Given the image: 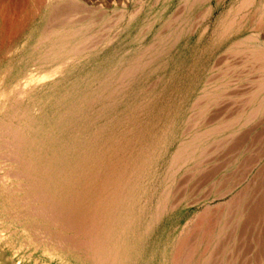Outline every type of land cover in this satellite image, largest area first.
I'll use <instances>...</instances> for the list:
<instances>
[{
	"label": "rangeland",
	"instance_id": "1",
	"mask_svg": "<svg viewBox=\"0 0 264 264\" xmlns=\"http://www.w3.org/2000/svg\"><path fill=\"white\" fill-rule=\"evenodd\" d=\"M25 4L7 7L0 56V264H100L102 251L123 245L115 264H186L213 228L220 235L204 264H264V59L254 58L264 54V0ZM52 32L65 34L72 54L55 60L62 72L17 97ZM79 183L89 209L102 202V215L113 211L101 215L112 228L77 233L56 219ZM122 215L128 234L116 224Z\"/></svg>",
	"mask_w": 264,
	"mask_h": 264
},
{
	"label": "bare ground",
	"instance_id": "2",
	"mask_svg": "<svg viewBox=\"0 0 264 264\" xmlns=\"http://www.w3.org/2000/svg\"><path fill=\"white\" fill-rule=\"evenodd\" d=\"M29 1H31V0H0V56H2V55H4V53H6V45H7V43H5L4 44V39L5 40H7V38H8V36H9V34H8V32H7V37H5V31L7 30L6 28H5V23H7V20L10 18V17H7V13H6V11H7V7H27L26 6V4L25 3H29ZM56 1H58V0H46V4L44 5V4H42V5H44L43 7H46V9H48V10H50L51 9V7H54V3L56 2ZM33 2V1H32ZM34 4V3H33ZM28 5V4H27ZM243 5V4H242ZM31 6V5H30ZM34 6V5H33ZM34 7H36V6H34ZM53 9V8H52ZM12 15V14H11ZM27 15V14H26ZM29 15H31V14H29ZM236 17V16H235ZM25 18V17H24ZM11 21H12V19H11ZM17 21V20H16ZM234 21V20H233ZM15 22V21H14ZM9 23V22H8ZM17 24H18V21L16 22ZM21 23V22H20ZM23 24V23H22ZM10 25H12V24H10ZM14 25V24H13ZM21 25V24H20ZM8 26V25H7ZM15 26H16V24H15ZM228 26V25H227ZM231 25H229V27H230ZM233 26V25H232ZM11 28V27H10ZM18 28V27H17ZM23 28V27H22ZM63 28V27H62ZM79 28V27H78ZM14 29V28H13ZM24 29V28H23ZM80 29V28H79ZM11 30V29H10ZM22 30V29H21ZM69 30V29H68ZM76 30V29H75ZM12 31V30H11ZM16 31V30H15ZM18 31H20L19 29H18ZM64 31H66V30H64ZM73 32H75V31H73ZM226 32V31H225ZM9 33H10V31H9ZM19 33V32H18ZM42 33V32H41ZM52 33H54V32H52ZM52 33H50V36H47L46 38L48 39V41H50V43L49 44H47L45 41H43L44 43H43V45L45 46V49H41V51H39V53H40V55H39V61H37V65L35 66V68H34V70H30V73L28 74V75H26L27 77L25 78V77H23L22 79H20L19 81H21V82H19L18 81V83L16 84V89H17V91H16V96L18 97V94L21 96L23 93H25V92H23V91H26V89H27V87L28 86H30V85H33L34 83H36V82H39L40 80V82H42V81H49L50 79H52L53 77H54V74H57V72L59 71V69H60V67H58V66H56L57 64H61V62L60 63H57V62H59V61H57V59H59L58 57H59V55L60 54H62L63 52H65V53H67V52H70L71 53V51L72 50H70V46H69V43H70V40L69 39H67V38H65L64 39V35L60 32V33H54V34H52ZM66 33V32H65ZM68 33H70V32H68ZM76 33V32H75ZM77 33H79V32H77ZM86 33V32H85ZM52 34V35H51ZM224 34V33H223ZM11 35H13V33L11 34ZM18 35V34H17ZM49 35V34H48ZM74 35V34H73ZM77 35V34H76ZM14 37L16 36V35H13ZM68 36H70V34H68L67 35V37ZM84 37V36H83ZM223 37V36H222ZM16 38V37H15ZM45 38V37H44ZM46 38L44 39V40H46ZM11 39H14V38H12L11 37ZM78 39V38H77ZM86 40V39H85ZM244 40V39H243ZM241 41V40H240ZM258 41V40H257ZM73 42V41H72ZM86 42V41H85ZM240 43V42H239ZM241 43H242V41H241ZM33 44V43H32ZM38 44V43H37ZM40 44V43H39ZM72 44V43H71ZM79 44V43H78ZM42 45V44H41ZM73 45H74V43H73ZM84 45V44H83ZM90 46V45H89ZM42 47V46H41ZM40 47V48H41ZM76 47V46H75ZM85 48H87L86 46H84ZM261 47V46H260ZM80 48V47H79ZM84 48V49H85ZM89 48V47H88ZM30 49V48H29ZM38 49V48H37ZM76 49H77V47H76ZM39 50V49H38ZM74 50V49H73ZM253 50V49H252ZM10 51L11 50H9V53H10ZM35 51V50H34ZM37 51V50H36ZM80 51V50H79ZM259 51H260V49H259ZM76 52V51H75ZM74 52V53H75ZM28 53V52H27ZM32 53V52H31ZM38 53V52H37ZM69 53V54H70ZM7 54H8V52H7ZM72 54V53H71ZM29 55V54H28ZM34 55V54H33ZM74 55V54H73ZM240 55V54H239ZM256 56L254 57V58H256V59H264V54H258L257 52H256V54H255ZM36 56V55H35ZM64 56V55H63ZM62 56V57H63ZM62 57H60V58H62ZM251 59V58H250ZM55 60L57 61V62H55ZM67 61V60H66ZM66 61H64V63L66 62ZM264 61V60H263ZM134 62V61H133ZM246 62V61H245ZM136 64V63H135ZM244 64V63H243ZM260 64V63H259ZM33 65V64H32ZM257 66V65H256ZM32 68H33V66H31ZM57 67V68H56ZM261 67V66H260ZM261 69V68H260ZM36 71H41V72H39V74H38V76L36 77V76H34L35 74H34V72L36 73ZM60 71H61V69H60ZM62 72V71H61ZM34 74V75H33ZM41 74H42V76H41ZM261 74V73H260ZM226 76V75H225ZM75 81V80H74ZM111 81V80H110ZM218 81V80H217ZM260 81V80H259ZM263 81V80H262ZM34 82V83H33ZM55 82V81H54ZM72 82V81H71ZM70 82V83H71ZM105 82V81H104ZM216 82V81H215ZM225 83V82H224ZM52 84H53V82H52ZM56 84V82L54 83V85ZM207 85H209L208 83H206ZM53 85V86H54ZM66 85V84H65ZM76 85V84H75ZM213 85H215V84H213ZM14 86V85H13ZM52 86V87H53ZM56 86V85H55ZM226 86V85H225ZM78 87V86H77ZM80 87V86H79ZM204 87H206V86H204ZM210 87V86H209ZM257 87V86H256ZM264 87V86H263ZM54 88V87H53ZM62 88V87H61ZM81 88V87H80ZM202 88V87H201ZM207 88V87H206ZM13 89V88H12ZM63 89V88H62ZM71 89H73V88H71ZM76 89V88H75ZM79 89V88H78ZM216 89V88H215ZM227 89V88H226ZM258 89V88H257ZM261 89V88H260ZM35 90V89H34ZM53 90H55V89H53ZM203 90H205V88L204 89H202V91ZM209 90V89H208ZM259 90V89H258ZM12 91V90H11ZM77 91V90H76ZM75 91V92H76ZM64 92V91H63ZM93 92V91H92ZM207 92V91H206ZM209 92V91H208ZM254 92H255V90H254ZM5 93V92H4ZM18 93V94H17ZM30 93H31V90H30ZM29 93V94H30ZM210 93H212V92H210ZM11 94V93H10ZM9 94V95H10ZM28 94V95H29ZM86 94V93H85ZM254 94L255 93H253V96H254ZM13 95H15V94H13ZM56 95V94H55ZM54 95V96H55ZM63 95V94H62ZM67 95V94H66ZM91 95V94H90ZM245 95V94H244ZM4 96V94L2 95H0V101H3L4 100V98H5V96H4V98H2ZM7 96V95H6ZM23 96V95H22ZM72 96V95H71ZM82 96V95H81ZM85 96V95H84ZM83 96V97H84ZM201 96V95H200ZM202 96H205V95H202ZM207 96V95H206ZM212 96V95H211ZM214 96V95H213ZM249 96V95H248ZM257 96V95H256ZM15 97V96H14ZM16 97V98H17ZM25 97V96H24ZM59 97V96H58ZM57 97V95L55 96V97H53V98H58ZM62 97V96H61ZM76 97V96H75ZM209 97V96H208ZM215 97V96H214ZM53 98H51V99H53ZM257 97H255V99H256ZM259 98V97H258ZM257 98V99H258ZM13 99V98H12ZM15 99V98H14ZM55 99V100H56ZM59 99V98H58ZM74 99H76V98H74ZM84 99V98H83ZM254 99V98H253ZM262 99V98H261ZM260 99V100H261ZM7 100V99H6ZM55 100H53V101H55ZM67 100V99H66ZM73 100V99H72ZM81 100V99H80ZM86 100V99H85ZM11 101V100H10ZM14 101V100H13ZM15 101H17V99L15 100ZM14 101V102H15ZM57 101V100H56ZM61 101V100H60ZM91 101V100H90ZM213 101V100H212ZM18 102V101H17ZM82 102V101H81ZM260 102V101H259ZM262 102H264V101H262ZM1 103H3V102H1ZM10 103H12V102H10ZM70 103V102H69ZM77 103V102H76ZM75 103V104H76ZM260 104V103H259ZM258 104V105H259ZM3 105V104H2ZM1 104H0V109H1V106H2ZM63 105V104H62ZM61 105V106H62ZM68 105V104H67ZM66 105V106H67ZM254 105V104H253ZM11 106V105H10ZM60 107V106H59ZM75 108V107H74ZM77 108V107H76ZM9 109V108H8ZM59 109V108H58ZM79 109V108H78ZM63 110V109H62ZM61 110V111H62ZM263 110V109H262ZM62 112H64V111H62ZM241 112V111H240ZM13 113V112H12ZM257 113V112H256ZM9 114V113H8ZM23 114V113H22ZM26 114V113H25ZM63 114V113H62ZM78 114V113H77ZM10 115V114H9ZM59 115H60V113H59ZM63 115H65V114H63ZM63 115H62V117H63ZM20 116V115H19ZM66 116V115H65ZM71 116V115H70ZM20 118V117H19ZM26 118V117H25ZM63 118H65V117H63ZM54 120H55V118H53ZM61 119V118H60ZM65 120V119H64ZM10 121V120H9ZM39 121V120H38ZM67 121V120H66ZM39 123H41V122H39ZM66 123H68V121L66 122ZM65 123V124H66ZM4 124H5V122H4ZM43 124V123H42ZM49 124V123H48ZM58 124V123H57ZM11 125V124H10ZM20 125V124H19ZM41 125V124H40ZM40 125L39 126H37V127H40ZM64 125V124H63ZM62 125V126H63ZM217 125V124H216ZM3 126V125H2ZM28 126V125H27ZM26 126V127H27ZM35 126V125H34ZM46 126H48V125H46ZM1 127V126H0ZM9 127V126H8ZM30 127V126H29ZM11 128V127H10ZM45 128V127H44ZM47 128V127H46ZM50 128V127H49ZM192 128V127H191ZM9 129V128H8ZM16 129H17V127H16ZM15 129V130H16ZM21 129V128H20ZM40 129V128H39ZM43 129V128H42ZM59 129V128H58ZM30 130V129H29ZM32 130H34V127H33V129ZM46 130V129H45ZM223 130V129H222ZM10 131V130H9ZM22 131V130H21ZM28 131V130H27ZM50 131V130H49ZM219 131V130H218ZM201 132V131H200ZM8 133H10V132H8ZM42 133H45L44 131L42 132ZM41 133V131H40V133L38 134V135H40V134H42ZM50 133V132H49ZM49 133H48V136H49ZM18 134V133H17ZM23 134V133H22ZM198 134V133H197ZM200 134V133H199ZM210 134V133H209ZM3 135V134H2ZM25 135H27V134H25ZM32 135V134H31ZM196 135V134H195ZM15 136H17V135H15ZM20 136H21V133H20ZM33 136V135H32ZM46 136H47V131H46ZM198 136V135H197ZM30 137V136H29ZM45 137V136H44ZM13 138V137H12ZM36 138H38V137H36ZM40 138H42L41 137V135H40V137H39V139ZM48 138V137H47ZM50 138V137H49ZM195 138V137H194ZM201 138H202V136H201ZM19 140H20V137L18 138ZM38 139V140H39ZM45 139V138H44ZM44 139L42 140V139H40V142H41V140L42 141H44ZM7 140V139H6ZM29 140V139H28ZM47 140V139H46ZM202 140V139H201ZM4 141H5V139H4ZM11 141V140H10ZM34 141V140H33ZM33 141H31L33 144H34V142ZM13 142V141H12ZM25 142V141H24ZM24 142H21L22 144L21 145H23V143ZM37 143V140H36V145H38V144H41V143ZM48 142H49V140H48ZM14 143L16 144V146H18V145H20V144H18L17 142H15L14 141ZM26 143H27V141H26ZM32 143L30 144V146L32 147ZM204 143V142H203ZM45 144H47L48 145V143H44V145ZM28 145V144H27ZM44 146V148H47L48 146ZM183 145V144H182ZM188 145V144H187ZM13 146V145H12ZM39 146V145H38ZM42 146V145H41ZM103 146V145H102ZM189 146V145H188ZM21 147V146H20ZM24 147H25V145H24ZM27 147H29V146H27ZM191 147V146H190ZM197 147V146H196ZM182 148H184V147H182ZM189 148V147H188ZM187 148V149H188ZM201 148V147H200ZM18 149V148H17ZM31 149V148H30ZM107 149V148H106ZM186 149V148H185ZM190 149V148H189ZM192 149H193V146H192ZM9 150V149H8ZM14 150V149H13ZM16 150V149H15ZM26 150H28V148H26ZM36 150V149H35ZM43 150V149H42ZM196 149H194V151H195ZM19 151V150H18ZM28 151H30V150H28ZM32 151H34L33 149H32ZM105 151H107V150H105ZM179 151V150H178ZM177 151V152H178ZM190 151V150H189ZM41 152V151H40ZM200 152V151H199ZM6 153V152H5ZM33 153V152H32ZM37 153V152H36ZM64 153V152H63ZM99 153V152H98ZM182 153V152H181ZM7 154H10V153H7ZM30 154V153H29ZM46 154V153H45ZM188 154V153H187ZM200 154V153H199ZM14 155H15V151H14ZM16 155H18V152H17V154ZM85 155V154H84ZM110 155V154H109ZM181 155V154H180ZM201 155V154H200ZM31 156V155H30ZM35 156V155H34ZM50 156V155H49ZM48 156V157H49ZM104 156V155H103ZM192 156V155H191ZM7 157V156H6ZM24 157V156H23ZM39 157H41V156H39ZM94 157V156H93ZM97 157V156H96ZM180 157V156H179ZM193 157V156H192ZM198 157V156H197ZM201 157V156H200ZM17 158V157H16ZM79 158H81V157H79ZM83 158V157H82ZM181 158V157H180ZM179 158V159H180ZM186 158V157H185ZM184 158V159H185ZM57 159V158H56ZM101 159V158H100ZM174 159H175V156H174ZM187 159V158H186ZM190 159V158H189ZM24 160V159H23ZM47 160V159H46ZM87 160V159H86ZM94 160V159H93ZM107 160V159H106ZM119 160V159H118ZM178 160V159H177ZM183 160V159H182ZM190 160H192V159H190ZM7 161V160H6ZM40 161V160H39ZM95 161V160H94ZM105 161V160H104ZM180 161V160H179ZM183 161H185V160H183ZM9 162V161H8ZM47 162V161H46ZM181 162V161H180ZM17 163V162H16ZM29 163V162H28ZM49 163V162H48ZM47 163V164H48ZM82 163V162H81ZM189 163H190V161H189ZM3 164H4V162H3ZM6 164V163H5ZM13 164V163H12ZM43 164V163H42ZM111 164V163H110ZM23 165V164H22ZM27 166H28V164H26ZM59 165V164H58ZM81 165V164H80ZM117 165V164H116ZM182 165V164H181ZM185 164H183V166H184ZM9 166V165H8ZM34 166V165H33ZM39 166H40V164H39ZM56 166V165H55ZM82 166V165H81ZM141 167V166H140ZM171 167V166H170ZM1 168V167H0ZM4 168H6V170H8V168H7V166H5ZM45 168V167H44ZM48 168H50V167H48ZM47 168V169H48ZM173 168V167H172ZM178 168V167H177ZM24 169V168H23ZM84 169V168H83ZM41 171H42V169H40ZM39 170V171H40ZM173 170V169H172ZM1 171V170H0ZM9 171V170H8ZM40 171V172H41ZM68 171V170H67ZM73 171V170H72ZM80 171V170H79ZM86 171V170H85ZM84 171V172H85ZM106 171H107V169H106ZM111 171V170H110ZM132 171V170H131ZM170 171V170H169ZM178 171V170H177ZM20 172V171H19ZM48 172V171H47ZM50 172V171H49ZM55 172V171H54ZM103 172V171H102ZM113 172V171H112ZM23 173V172H22ZM26 173V172H25ZM33 173V172H32ZM35 173V172H34ZM73 173V172H72ZM86 173V172H85ZM109 173H111V172H109ZM117 173H119V172H117ZM17 174V173H16ZM16 174H15V176H16ZM27 174V173H26ZM44 174V173H43ZM49 174V173H48ZM76 174V173H75ZM75 174H73V176L75 175ZM108 174V173H107ZM6 175V174H5ZM10 175H11V173H10ZM30 175V174H29ZM53 175V174H52ZM78 175V174H77ZM8 176V175H7ZM38 176V175H37ZM53 176H55V175H53ZM57 176V175H56ZM71 176V175H70ZM88 176V175H87ZM90 176V175H89ZM94 178L93 179H95V176L94 175H92ZM106 176V175H105ZM12 177H13V175H12ZM31 177V176H30ZM48 177V176H47ZM75 177V176H74ZM74 177H73V179H74ZM107 177H109V176H107ZM120 177V176H119ZM34 178V177H33ZM50 178V177H49ZM58 178V177H57ZM70 178V177H69ZM82 178V177H81ZM105 178V177H104ZM126 178H127V176H126ZM132 178V177H131ZM20 179V178H19ZM30 179V178H29ZM35 179V178H34ZM37 179V178H36ZM52 179V178H51ZM62 179V178H61ZM68 179V178H67ZM88 179V178H87ZM119 179V178H118ZM122 179V178H121ZM121 179H120V181H121ZM3 180V179H2ZM1 180V181H2ZM79 180V179H78ZM108 180H109V178H108ZM108 180L106 181V183L108 184L109 182H108ZM116 180V179H115ZM0 181V182H1ZM4 181V180H3ZM7 181H8V178H7ZM10 181V180H9ZM48 181H49V179H48ZM83 181V180H82ZM99 181V180H98ZM113 181V180H112ZM117 181V180H116ZM126 181V180H125ZM25 182V181H24ZM38 182H41V180L39 181L38 180ZM57 182V181H56ZM97 182V181H96ZM100 182V181H99ZM98 182V183H99ZM105 182V181H104ZM16 183V182H15ZM60 183V182H59ZM68 183V182H67ZM103 183V182H102ZM7 184V183H6ZM48 184V183H47ZM81 183H79V185H80ZM86 184V183H85ZM87 184H88V182H87ZM93 184V183H92ZM10 185V184H9ZM19 185H21V184H18V186ZM35 185V184H34ZM71 185V184H70ZM79 185L77 184V187L78 188H80L79 187ZM82 185H83V183L81 184V190H79V191H77L76 192V188L75 189H73V190H75V193L77 194V197L75 198V200H74V198H73V200H72V204H68V206L67 207H65L66 205L65 204H62V205H65L64 207L65 208H62V207H59V206H55V211H56V219L57 220H59V221H63L64 222V224H66V227H64L63 226V229L64 228H66V229H68V231L69 230H72V231H75V232H77V233H81V232H84L86 229H90L91 228V230H94V231H96V230H103L102 228L104 227V231H105V228H109L110 227V224H114V222H112V223H108V222H111L110 221V217H109V221L107 222L106 220L105 221H103V223H102V218H101V215H102V213H100L101 211H103L100 207H102L103 206V203L101 202L102 201V199H101V201H99V202H101L99 205H98V207L97 208H91V206H90V209L87 207L88 206V204L86 205V203H85V200L82 198V197H80V195L82 194V196H83V194L84 195H86L84 192H86V193H88L87 192V187L86 188H84L83 189V187H82ZM99 185H101V184H99ZM104 185V184H103ZM102 185V186H103ZM109 185H111V184H109ZM118 185H120V182H118ZM115 182L114 183H112V186H113V188H115V187H117L118 186ZM4 186V185H3ZM36 186V185H35ZM87 186V185H86ZM111 186V187H112ZM121 186H122V184H121ZM129 186V185H128ZM8 187V186H7ZM13 187V186H12ZM11 187V188H12ZM30 187V186H29ZM75 187V186H74ZM84 187H85V185H84ZM88 187H89V185H88ZM91 187V186H90ZM6 188V187H5ZM16 188V187H15ZM67 188H68V186H67ZM92 188V187H91ZM165 188H166V186H165ZM96 188H94V190H95ZM18 190V189H17ZM22 190V189H21ZM78 190V189H77ZM107 190V189H106ZM169 190V189H168ZM11 191V190H10ZM82 191H84L83 193H82ZM96 191V190H95ZM137 191V190H136ZM104 192H106V191H104ZM104 192H103V196H104ZM112 192V191H111ZM123 192V191H122ZM165 192H167V191H165ZM5 193V192H4ZM43 193H45V192H43ZM61 193V192H60ZM69 193V192H68ZM74 193V195H76ZM90 194H91V192H89ZM108 193V192H107ZM118 193V192H117ZM123 193H125V191L123 192ZM168 193V192H167ZM172 193V192H171ZM14 194V193H13ZM31 194V193H30ZM66 193H64V195H65ZM98 194V193H97ZM96 194V195H97ZM136 194V193H135ZM35 195V194H34ZM38 195V194H37ZM47 195V194H46ZM72 195V194H71ZM70 195V196H71ZM93 195V194H92ZM91 195V196H92ZM105 195H106V193H105ZM114 195V194H113ZM170 195V194H169ZM172 195V194H171ZM31 196H33V195H31ZM44 196V195H43ZM69 196V195H68ZM119 196V195H118ZM161 196H163L162 197V199H165L164 201L165 202H167L166 200H168L169 198H168V195L166 194V193H164L163 195H161ZM36 197V196H35ZM61 197V196H60ZM66 197V196H65ZM106 197V196H105ZM107 197H108V195H107ZM107 197H106V200H107ZM110 197V196H109ZM114 196H111L110 198H113ZM41 198V197H40ZM45 198V197H44ZM70 198V197H69ZM78 198V199H77ZM82 198V199H81ZM85 198V197H84ZM89 198V197H88ZM92 197H90V199H91ZM96 197H94V199H95ZM99 198V197H98ZM101 198H102V196H101ZM104 198V197H103ZM110 198H108V199H110ZM171 198H172V196L170 197V200H171ZM55 199H56V197H55ZM70 199H72V197L70 198ZM100 199V198H99ZM116 199H117V196H116ZM161 199V198H160ZM50 201V200H49ZM52 201V200H51ZM54 201V200H53ZM65 201V200H64ZM69 201V200H68ZM90 201V200H89ZM92 201V200H91ZM90 201V202H91ZM163 201V200H162ZM46 202H47V200H46ZM108 202H109V200H108ZM107 202V203H108ZM118 202V201H117ZM58 203V202H57ZM56 203V204H57ZM60 203V202H59ZM58 203V204H59ZM62 203H64V202H62ZM94 203V202H93ZM106 203V202H105ZM106 203V206L104 207V209L105 208H107V206H108V204ZM53 204V203H52ZM116 204V203H115ZM114 204V205H115ZM158 204H162V202L161 203H158ZM60 206H61V204H59ZM90 205V204H89ZM92 205V204H91ZM97 205V202L95 203V205L94 206H96ZM100 205H102V206H100ZM114 205H111V206H114ZM142 205V204H141ZM52 206V205H51ZM163 206V205H162ZM54 207V206H53ZM118 207V206H117ZM164 207V206H163ZM162 207V208H163ZM103 208V207H102ZM112 208V207H111ZM110 208V209H111ZM119 208H120V206H119ZM131 208V207H130ZM141 208V207H140ZM160 208H161V205H159L157 208H156V210H160ZM174 208V207H173ZM98 209H101V211L100 210H98ZM109 209V210H110ZM118 209V208H117ZM122 209H123V207H122ZM129 209V208H128ZM139 209V208H138ZM164 209V208H163ZM163 209H161V210H163ZM50 210H52L51 208H50ZM105 210H107V209H105ZM116 210V209H115ZM114 210V211H115ZM119 210V209H118ZM117 210V211H118ZM130 210V209H129ZM129 210H127V211H129ZM141 210V209H140ZM99 211V212H98ZM112 211V210H111ZM111 211H109L108 213L107 212H103V215H108L109 213H111ZM126 211V210H125ZM50 212V211H49ZM51 212H53V211H51ZM113 212V211H112ZM116 212V211H115ZM115 212L114 213H112L111 215L112 216H114V214H115ZM122 212V211H121ZM59 213V214H58ZM118 213V212H117ZM119 213H120V211H119ZM127 213V212H126ZM156 213V212H155ZM160 213V212H159ZM124 214V213H123ZM157 214H158V212H157ZM51 215V214H50ZM102 215V216H103ZM121 215V214H120ZM151 215V214H150ZM129 216V215H128ZM137 216V215H136ZM105 217H107L108 218V216H105ZM115 217V216H114ZM121 217V216H120ZM119 217V218H120ZM130 217V216H129ZM138 217V216H137ZM55 218V217H54ZM117 218V217H116ZM119 218H117V220H118V222H116V224H119L118 225V227L121 229V232H123V233H127V229H130L129 227H130V225H131V223L129 224V221L128 220H130V219H128V217L126 216V217H124L123 215H122V217L119 219ZM124 219V220H123ZM112 220V219H111ZM202 220V219H201ZM53 221V220H52ZM86 221H88V222H86ZM115 221V220H114ZM133 221V220H132ZM139 221V220H138ZM148 221V220H147ZM144 222V221H143ZM219 222V221H218ZM60 223V222H59ZM86 223H87V228H86V226H84V225H86ZM137 223V222H136ZM112 226V225H111ZM117 226V225H116ZM99 227V228H98ZM138 227V226H137ZM151 227V226H150ZM202 227V226H201ZM236 227V226H235ZM101 228V229H100ZM110 228H112V227H110ZM143 228H145V227H143ZM147 228V227H146ZM113 229H114V226H113ZM113 229H111L110 231L112 232V230ZM153 229V228H152ZM188 229V228H187ZM210 229V228H209ZM211 229H212V227H211ZM210 229V230H211ZM214 229V228H213ZM211 230L209 233H206L205 235H203V236H206L205 238H204V241L206 240V245L204 244V246H203V248H202V245L198 248L197 247V249L195 250V252L192 254V256L190 257V259L186 262V264H204V262H205V260H206V255H207V253L210 251V250H205V246L206 247H208L207 249H212V247L214 246V242H215V240H217V238L219 237V233H220V229L218 230V229H216V230ZM108 230V229H107ZM116 230V229H115ZM133 230V229H132ZM131 230V231H132ZM147 230H148V228H147ZM190 230V229H189ZM67 231V230H66ZM109 231V230H108ZM117 231V230H116ZM183 231V230H182ZM89 232H90V230H89ZM89 232H88V234H89ZM148 232V231H147ZM188 232V231H187ZM186 232V233H187ZM199 232V231H198ZM123 233H120V230H119V234H121V235H123ZM142 233V232H141ZM185 233V234H186ZM195 233V232H194ZM91 235L93 234V231H92V233H90ZM128 234V233H127ZM132 234H133V232H132ZM143 234V233H142ZM72 235V234H71ZM69 236V235H68ZM106 237H108L109 236V238H110V235L108 234V236L107 235H105ZM104 236V237H105ZM125 236H126V234H125ZM127 236H129V235H127ZM95 237V236H94ZM99 237V236H98ZM101 237V236H100ZM103 237V236H102ZM113 237V236H112ZM123 237V236H122ZM121 237V238H122ZM3 238V237H2ZM1 238V239H2ZM114 238V237H113ZM112 238V239H113ZM120 238V236H119V239L120 240H122ZM61 239V238H60ZM98 239V238H97ZM102 239V238H101ZM118 239V238H117ZM119 239L118 240H116L117 242V244H120V243H118L119 242ZM130 238H128V240H129ZM134 239H135V237H134ZM140 239V238H139ZM104 240H105V238H104ZM113 240H115V238L113 239ZM124 240V239H123ZM122 240V241H123ZM137 240V239H136ZM96 241H98V240H96ZM102 241H103V239H102ZM121 241V242H122ZM105 242V241H104ZM76 243V242H75ZM86 243V242H85ZM112 243H115L114 241H112ZM110 244V245H112L113 246V244ZM123 243V242H122ZM181 243V242H180ZM133 244V243H132ZM105 245V244H104ZM67 246V245H66ZM112 246H110V247H112ZM115 246H116V248H117V245L115 244ZM115 246H113V247H115ZM127 246V245H126ZM184 246V245H183ZM84 247V246H83ZM92 247V246H91ZM94 247V246H93ZM100 247H102V246H100ZM99 247V248H100ZM107 247H109V246H107ZM109 247V248H110ZM113 247H112V249H113ZM215 247V246H214ZM78 248V247H77ZM89 248V247H88ZM97 248V247H96ZM105 248V247H104ZM125 248V246L123 245V247L122 246H119V248L118 249H115L114 248V250L116 251H114L113 252V250H112V252H110V254H107L106 252V254L104 253H102L101 252V255H100V257H102V261L99 259V261H101V263L102 264H108V262H111L112 264H115V263H113L112 261H116V259H117V257H118V259H119V257H121V255H122V251H124L123 249ZM132 248V247H131ZM135 248V247H134ZM95 249V248H94ZM98 249V248H97ZM105 249H107V248H105ZM104 249V250H105ZM195 249V248H194ZM91 250V249H90ZM92 250H93V248H92ZM96 250V249H95ZM100 250V249H99ZM99 250H97L98 251V253H99ZM102 250V249H101ZM109 250V249H108ZM130 250H133V249H130ZM107 251V250H106ZM109 251H111V248H110V250ZM177 251V250H176ZM88 252V251H87ZM127 252V251H126ZM92 253V252H91ZM97 253V254H98ZM96 254V253H95ZM135 254H137V253H135ZM210 254V253H209ZM88 255V254H87ZM96 257V256H95ZM123 257V256H122ZM137 257V256H136ZM89 259V258H88ZM92 259H94V258H92ZM98 259H97V261H98ZM115 259V260H114ZM118 259H117V261H118ZM96 260V259H95ZM94 260V261H95ZM120 260V259H119ZM129 260V259H128ZM172 260V259H171ZM93 261V263H95ZM96 261V262H97ZM121 261V260H120ZM120 261H118V263L120 262ZM123 261H124V259H123ZM170 261V260H169ZM184 262V261H183ZM100 263V264H101ZM117 263V262H116ZM125 263V262H124ZM123 263V264H124ZM171 263V262H170ZM98 264V263H97ZM110 264V263H109ZM120 264H122V263H120ZM175 264V263H174Z\"/></svg>",
	"mask_w": 264,
	"mask_h": 264
},
{
	"label": "crops",
	"instance_id": "3",
	"mask_svg": "<svg viewBox=\"0 0 264 264\" xmlns=\"http://www.w3.org/2000/svg\"><path fill=\"white\" fill-rule=\"evenodd\" d=\"M263 7H264V5H263Z\"/></svg>",
	"mask_w": 264,
	"mask_h": 264
}]
</instances>
